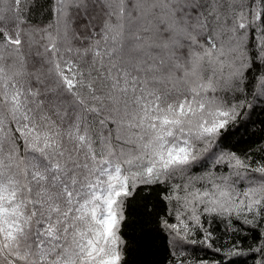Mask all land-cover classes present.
I'll return each mask as SVG.
<instances>
[{"label": "snow or ice", "instance_id": "snow-or-ice-1", "mask_svg": "<svg viewBox=\"0 0 264 264\" xmlns=\"http://www.w3.org/2000/svg\"><path fill=\"white\" fill-rule=\"evenodd\" d=\"M257 111L264 0H0V264H127L154 189L161 264H264Z\"/></svg>", "mask_w": 264, "mask_h": 264}, {"label": "trees", "instance_id": "trees-1", "mask_svg": "<svg viewBox=\"0 0 264 264\" xmlns=\"http://www.w3.org/2000/svg\"><path fill=\"white\" fill-rule=\"evenodd\" d=\"M257 122L248 126L247 133L241 129L242 136L230 137L229 147L234 149L237 154L244 155L246 153L254 154V158L259 159L264 156V124L259 121L264 120V113H257L252 117ZM234 129H229L232 131ZM226 134V133H225ZM239 141V142H237ZM158 189L151 192L138 191V194L129 202L128 222L124 229V235L128 240V251L126 255L127 264H161L167 256V248L165 242L157 237L145 236L144 233L149 227V222L145 216L146 207L150 204L155 205V212L161 210V204L157 197ZM215 227V226H213ZM163 235L162 233L160 234ZM248 236L247 243H251V233ZM217 245L228 242V234L224 232L223 225L216 231ZM186 256L190 260H199L207 258L211 260L214 253L197 244L188 245ZM237 264H253V261L247 256L235 257Z\"/></svg>", "mask_w": 264, "mask_h": 264}]
</instances>
